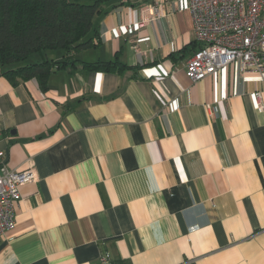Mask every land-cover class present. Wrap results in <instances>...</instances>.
I'll return each instance as SVG.
<instances>
[{"label": "crops", "instance_id": "0c3cea01", "mask_svg": "<svg viewBox=\"0 0 264 264\" xmlns=\"http://www.w3.org/2000/svg\"><path fill=\"white\" fill-rule=\"evenodd\" d=\"M159 2L160 17L139 26ZM94 28L95 46L75 57L118 55L123 71L79 62L44 90L36 78L13 84L0 65V167L31 160L39 176L20 189L0 264H99L102 253L117 264H264V75L233 64L193 83L199 44L184 0H111Z\"/></svg>", "mask_w": 264, "mask_h": 264}, {"label": "built area", "instance_id": "2783aa9c", "mask_svg": "<svg viewBox=\"0 0 264 264\" xmlns=\"http://www.w3.org/2000/svg\"><path fill=\"white\" fill-rule=\"evenodd\" d=\"M192 19L199 44L187 61L186 74L196 83L236 64L240 73L264 75V0H184ZM139 24L151 22L162 14V5L146 7ZM255 96L258 109H264L262 92ZM211 108L210 105H207ZM216 111L217 108H214ZM39 176L30 160L27 168L0 167V238L17 225L15 206L21 198V187L37 183ZM99 264H117L109 253H102Z\"/></svg>", "mask_w": 264, "mask_h": 264}, {"label": "trees", "instance_id": "16d2710c", "mask_svg": "<svg viewBox=\"0 0 264 264\" xmlns=\"http://www.w3.org/2000/svg\"><path fill=\"white\" fill-rule=\"evenodd\" d=\"M111 0H0V65L13 84L36 78L48 88L54 70L75 67L82 62L90 71H123L115 60L83 62L75 52L95 46L99 32L94 20ZM91 32L95 34L87 37ZM61 49L62 61L31 59L48 50ZM8 67L7 69H5Z\"/></svg>", "mask_w": 264, "mask_h": 264}]
</instances>
